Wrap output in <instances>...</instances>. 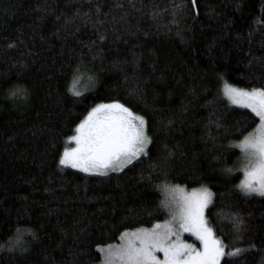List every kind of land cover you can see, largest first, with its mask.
<instances>
[{
	"label": "trees",
	"instance_id": "trees-1",
	"mask_svg": "<svg viewBox=\"0 0 264 264\" xmlns=\"http://www.w3.org/2000/svg\"><path fill=\"white\" fill-rule=\"evenodd\" d=\"M188 4L0 0V264H101L98 246L166 218L154 187L165 182L215 193L210 224L226 251L248 249L222 264H264V197L218 173L257 125L222 88L264 87V0L175 10ZM114 101L145 117L148 156L108 176L59 166L80 120ZM222 211L243 217L240 237ZM17 235L26 251L9 250Z\"/></svg>",
	"mask_w": 264,
	"mask_h": 264
},
{
	"label": "snow or ice",
	"instance_id": "snow-or-ice-1",
	"mask_svg": "<svg viewBox=\"0 0 264 264\" xmlns=\"http://www.w3.org/2000/svg\"><path fill=\"white\" fill-rule=\"evenodd\" d=\"M184 7L196 9L197 0H189L188 5H176L175 10ZM77 81L78 77L74 78L69 91L80 97L82 93L75 87ZM222 94L232 106L249 110L253 118L259 120L252 132L230 148L239 149L241 153L235 169L243 174L236 186L239 192L244 196L264 197V87L245 89L225 81ZM147 127L144 116L135 114L119 101L98 103L75 126L74 134L68 137L69 143L75 146H64L58 164L96 176L123 172L148 156L152 140ZM224 172L231 175L234 170L227 168ZM154 187L162 196L158 210L166 218L151 227L125 230L117 245L98 246L101 264H222L225 257L235 258L248 251L239 247L226 251L228 245L206 216L215 199L209 186L201 185L188 191L185 186L165 182ZM221 216L231 225L236 237L244 233L245 222L237 212L224 214L222 211ZM186 233L199 242V247L183 239ZM31 236L36 238L34 232ZM17 246L26 251L19 235L11 242L9 250Z\"/></svg>",
	"mask_w": 264,
	"mask_h": 264
},
{
	"label": "rangeland",
	"instance_id": "rangeland-1",
	"mask_svg": "<svg viewBox=\"0 0 264 264\" xmlns=\"http://www.w3.org/2000/svg\"><path fill=\"white\" fill-rule=\"evenodd\" d=\"M75 87H76V90H82V92L84 93V86H83V82H80V83H78L77 85H75ZM81 92V91H80ZM222 98L223 99H225V101L228 103V105H230V106H232L227 100H226V98H224L223 97V94H222ZM232 107H236V106H232ZM237 108H239V107H237ZM242 109V108H241ZM247 110V109H246ZM249 111V110H248ZM250 112V111H249ZM259 123V120H258V118H257V124ZM255 129V128H254ZM253 129V130H254ZM253 130H251L250 132H252ZM242 139V138H241ZM240 139V140H241ZM240 140H238V141H235V142H232L231 144H229V147L228 148H230V145H232V144H235V143H238ZM68 143V146L69 147H74L75 145H74V143H69V141L67 142ZM230 149H232V150H234V151H237V156L235 157V159L233 160V162H232V164H230V165H228V166H225V167H222L220 170H219V172L218 173H220L221 174V176L223 177V179L224 180H229V179H233V178H237V181H236V185L234 186L235 187V189L237 190V191H239L238 189H237V185L239 184V182H240V180L241 179H243V174L241 173V172H239V171H235V169L238 167V164H239V160H240V157H241V153H240V151H239V149H235V148H230ZM227 168H232L233 170H234V172H233V174H231V175H226L225 174V172H224V169H227ZM73 170H76V171H78L77 169H73ZM80 172V171H79ZM81 173H83V172H81ZM120 173V172H119ZM84 174H86V173H84ZM110 174H117V173H110ZM88 175V174H87ZM188 191H191L192 189H187ZM241 193V192H240ZM242 194V193H241ZM243 195V194H242ZM252 196H258V195H252ZM247 197H249V196H247ZM183 239H185L188 243H195L196 245H197V247H199V242L198 241H195V238L194 237H191L189 234H184V237H183ZM121 241H120V239H119V241H118V243L117 244H119ZM117 244H115V245H117ZM158 255H161V257H162V254H158Z\"/></svg>",
	"mask_w": 264,
	"mask_h": 264
}]
</instances>
